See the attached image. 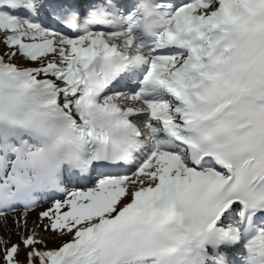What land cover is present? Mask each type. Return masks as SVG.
I'll use <instances>...</instances> for the list:
<instances>
[{
    "label": "snow or ice",
    "instance_id": "obj_1",
    "mask_svg": "<svg viewBox=\"0 0 264 264\" xmlns=\"http://www.w3.org/2000/svg\"><path fill=\"white\" fill-rule=\"evenodd\" d=\"M0 225V264H264V0H0Z\"/></svg>",
    "mask_w": 264,
    "mask_h": 264
},
{
    "label": "bare ground",
    "instance_id": "obj_2",
    "mask_svg": "<svg viewBox=\"0 0 264 264\" xmlns=\"http://www.w3.org/2000/svg\"><path fill=\"white\" fill-rule=\"evenodd\" d=\"M49 202H47V203H42L41 205H40V208L41 209H46L48 206H49ZM39 210V209H38ZM38 211H34L33 213H32V218H35V216H36V213H37ZM12 223H11V220L9 221V225H11ZM3 228V226L2 225H0V229H2ZM1 231V230H0ZM0 234H3V233H1L0 232ZM12 239L13 240H15V239H17V237L16 236H13L12 237ZM49 246L51 247V246H53V245H51V244H49ZM21 255H23V254H21Z\"/></svg>",
    "mask_w": 264,
    "mask_h": 264
},
{
    "label": "rangeland",
    "instance_id": "obj_3",
    "mask_svg": "<svg viewBox=\"0 0 264 264\" xmlns=\"http://www.w3.org/2000/svg\"><path fill=\"white\" fill-rule=\"evenodd\" d=\"M50 203H51V202H50ZM38 209H39V210H38ZM40 210H42V209H41L40 206H39V207L36 209V211L39 212ZM8 226H9L10 228L13 227L12 224H11V225H8ZM0 230H1V231H0L1 233H4V231H5L4 228H2V229H0ZM13 230H14V228H13ZM55 243H56L55 241H50V244L53 245V246H55Z\"/></svg>",
    "mask_w": 264,
    "mask_h": 264
}]
</instances>
